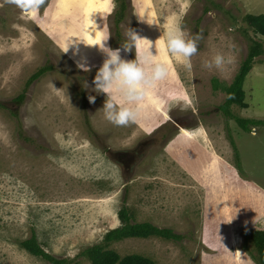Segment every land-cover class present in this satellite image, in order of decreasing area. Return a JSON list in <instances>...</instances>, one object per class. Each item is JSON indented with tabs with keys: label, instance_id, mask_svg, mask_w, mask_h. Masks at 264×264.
Returning <instances> with one entry per match:
<instances>
[{
	"label": "rangeland",
	"instance_id": "obj_1",
	"mask_svg": "<svg viewBox=\"0 0 264 264\" xmlns=\"http://www.w3.org/2000/svg\"><path fill=\"white\" fill-rule=\"evenodd\" d=\"M117 9L115 0H47L34 18L0 0V264H49L20 247L32 235L55 258L90 264L80 253L121 225L122 208L182 239L111 243L120 257L241 264L240 252L255 264L241 246L244 233L264 232V125L244 131L234 118L264 122V53L245 78L244 106L228 116L219 107L249 39L264 50V37L243 22L264 16V0H128L116 26ZM177 24L202 37L190 71L158 40ZM128 29L156 41L150 51L169 76L146 99L147 116L118 127L99 110L105 95L92 91L105 59L92 45L108 37L106 47L134 60L135 49L122 48ZM217 53L230 63L203 67Z\"/></svg>",
	"mask_w": 264,
	"mask_h": 264
},
{
	"label": "clouds",
	"instance_id": "obj_2",
	"mask_svg": "<svg viewBox=\"0 0 264 264\" xmlns=\"http://www.w3.org/2000/svg\"><path fill=\"white\" fill-rule=\"evenodd\" d=\"M6 3L14 5L23 13L31 14L34 18L38 16L40 9L46 5L47 0H6ZM90 23L94 25L91 21ZM95 26V25H94ZM96 27V26H95ZM92 32L89 29V36ZM202 37L196 35L192 38L179 26L171 27L163 37H160L161 48L169 56L177 57L186 69L192 68L191 58L197 53L198 41ZM108 37L102 39L96 46L105 56L102 65L96 72L92 81V91L103 93L106 97L103 107L104 118L109 123L125 127L137 123L147 116L148 105L146 99L152 96L156 99V89L160 82L169 76V67L157 59L150 49H154L155 42L140 38L134 31L128 29L126 42L122 45L125 52L135 49L134 60L121 58L120 49H110L105 46ZM73 40L66 41L65 52L73 45ZM230 63L224 55L217 53L211 60H205L203 67L207 69H223ZM81 70L87 72L88 68L78 65ZM87 88V83L84 84ZM89 103L95 102L94 96L88 97ZM241 257L240 252H236Z\"/></svg>",
	"mask_w": 264,
	"mask_h": 264
},
{
	"label": "trees",
	"instance_id": "obj_3",
	"mask_svg": "<svg viewBox=\"0 0 264 264\" xmlns=\"http://www.w3.org/2000/svg\"><path fill=\"white\" fill-rule=\"evenodd\" d=\"M118 9L115 13L116 26L122 23L125 19V12L128 9V0H115ZM246 26L251 29L255 34L264 37V16H246L243 21ZM120 37V31L116 32ZM250 45L248 47L247 55L244 61L238 68L232 82L225 88L226 93L225 102L219 107L220 111L228 116L230 114L229 108L233 105L242 108L243 105V84L246 76L251 71L255 59L264 53L262 43L254 39H249ZM124 44V43H123ZM52 67L46 66L39 69L27 81V85L43 76ZM213 88L217 87L213 85ZM24 100V93L20 94L14 99V102L19 105ZM0 108H3L0 104ZM238 126L247 131L249 127L255 125H264V122L256 120H245L238 117L234 118ZM249 126V127H248ZM118 219L121 225L115 229L109 230L103 236L100 243L91 245L84 249L80 254L87 259L90 264H153L150 260L138 255H128L120 257L117 253L110 251L107 247L113 242H119L130 238L147 239L150 237L160 238L166 241L179 242L182 239L180 234L168 228H158L151 223H137L132 221L130 214L125 208L118 212ZM242 249L248 253L255 264H264V232L263 231H250L243 235ZM20 247L28 252L30 255L41 258L49 264H68L70 260L58 259L45 252L32 235L30 238L19 243Z\"/></svg>",
	"mask_w": 264,
	"mask_h": 264
},
{
	"label": "water",
	"instance_id": "obj_4",
	"mask_svg": "<svg viewBox=\"0 0 264 264\" xmlns=\"http://www.w3.org/2000/svg\"><path fill=\"white\" fill-rule=\"evenodd\" d=\"M156 21H157V19H156ZM138 22H139V21H138ZM138 22H137V23H138ZM159 28H161V26H160V25H159ZM160 30H161V29H160ZM161 33H162V31H161ZM120 54H121V53H120ZM126 58H127V57H126ZM162 124H163V123H162ZM162 124H160L159 126H161Z\"/></svg>",
	"mask_w": 264,
	"mask_h": 264
}]
</instances>
